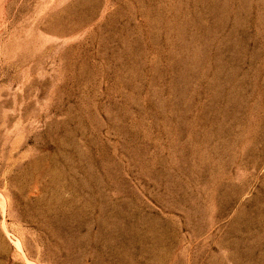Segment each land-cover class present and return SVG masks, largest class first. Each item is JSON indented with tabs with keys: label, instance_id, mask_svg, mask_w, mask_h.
Wrapping results in <instances>:
<instances>
[{
	"label": "rangeland",
	"instance_id": "1",
	"mask_svg": "<svg viewBox=\"0 0 264 264\" xmlns=\"http://www.w3.org/2000/svg\"><path fill=\"white\" fill-rule=\"evenodd\" d=\"M0 264H264V0H0Z\"/></svg>",
	"mask_w": 264,
	"mask_h": 264
}]
</instances>
